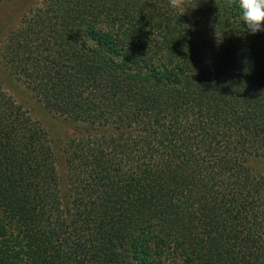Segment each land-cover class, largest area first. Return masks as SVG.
<instances>
[{"label": "trees", "instance_id": "1", "mask_svg": "<svg viewBox=\"0 0 264 264\" xmlns=\"http://www.w3.org/2000/svg\"><path fill=\"white\" fill-rule=\"evenodd\" d=\"M0 63L80 132L66 201L0 83V264H264V32L238 0H42Z\"/></svg>", "mask_w": 264, "mask_h": 264}, {"label": "rangeland", "instance_id": "2", "mask_svg": "<svg viewBox=\"0 0 264 264\" xmlns=\"http://www.w3.org/2000/svg\"><path fill=\"white\" fill-rule=\"evenodd\" d=\"M42 0H3L0 2V46L11 30L17 27L29 10ZM0 83L29 114L47 131L59 163V176L62 192L66 201L69 200V184L65 164L64 151L69 140L80 132L64 118L48 110L42 102L15 76L0 63ZM250 165L264 178V162L251 159Z\"/></svg>", "mask_w": 264, "mask_h": 264}, {"label": "clouds", "instance_id": "3", "mask_svg": "<svg viewBox=\"0 0 264 264\" xmlns=\"http://www.w3.org/2000/svg\"><path fill=\"white\" fill-rule=\"evenodd\" d=\"M236 2L237 0H228V6ZM189 3L190 0H168L169 7L175 11L187 9ZM238 7L248 32L252 34L264 32V0H238Z\"/></svg>", "mask_w": 264, "mask_h": 264}]
</instances>
